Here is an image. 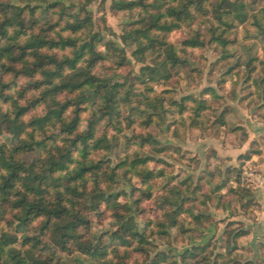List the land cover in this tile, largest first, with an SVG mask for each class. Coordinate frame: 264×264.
Returning a JSON list of instances; mask_svg holds the SVG:
<instances>
[{"label": "trees", "instance_id": "trees-1", "mask_svg": "<svg viewBox=\"0 0 264 264\" xmlns=\"http://www.w3.org/2000/svg\"><path fill=\"white\" fill-rule=\"evenodd\" d=\"M39 1L46 6L35 10L0 0V225L4 226L0 232V264H132L133 254H147L148 225L153 230L158 227V234L167 236L169 228L183 226L185 214L196 224L207 218L188 205L199 200L200 191L188 178L180 185L166 187L157 201L161 218L155 222L147 220L143 229L135 215L138 202L149 200L152 182L166 175L164 170L155 172L147 165L162 161L149 154L134 153L111 167L94 157L95 151L110 149L106 134L97 136L98 127L102 122L106 126L116 124L121 117L120 102H131V91L127 90L122 98L125 84L115 81L129 62L127 50L142 63L147 52L160 57L161 50H165L166 58L160 65L168 80L171 74L167 66L176 67L185 61L177 48L162 38L210 15L216 22L209 29L216 45L227 47L232 43L229 34L237 22L245 24L251 19L264 35V0H113L114 14L125 13L133 19L121 35L123 48L95 31L96 24L88 10L94 0H79V12L72 15L66 13L59 0ZM205 46L200 31L182 43L183 49ZM252 63L253 59L247 64L248 74L253 71ZM104 67L111 73H103ZM150 71L152 78L159 73L157 68ZM86 94L92 103L91 118L86 129L80 130ZM157 104H150L148 99L151 112L138 109L145 117V128L159 114ZM159 106L164 110L162 103ZM179 106L180 114L189 110L194 113L192 127L199 129L197 119L211 103L208 98L188 97ZM57 125L65 138L59 144L49 143L52 138L48 130ZM136 138L143 147L157 142L152 135ZM256 154L257 151L248 153L244 158L250 160ZM30 155L36 157L27 159ZM240 174L239 170L235 179L239 180ZM133 176H138L145 186L133 187V193L143 196L133 201L134 211L128 202L120 201L126 193L112 189L116 180L123 177L131 181ZM211 177L215 179V174ZM213 179L202 181V188L213 184ZM231 181L233 178L228 177L211 193L203 191L199 195L205 201L212 200L216 194H224ZM231 191L242 202L252 195L247 187ZM104 205L114 212L116 228L96 234L92 232L91 216ZM232 226L225 230L223 261L212 264H249L240 263L233 256L248 232L231 230ZM102 244L107 248H100ZM201 254L203 249L187 251L183 262L191 264L189 259ZM166 260L159 257L150 264H163Z\"/></svg>", "mask_w": 264, "mask_h": 264}, {"label": "rangeland", "instance_id": "rangeland-1", "mask_svg": "<svg viewBox=\"0 0 264 264\" xmlns=\"http://www.w3.org/2000/svg\"><path fill=\"white\" fill-rule=\"evenodd\" d=\"M11 1L27 9L38 10L46 6L39 0H31L29 4L21 0ZM59 1L65 5L68 15L79 12V0ZM112 3L113 0H94L88 10L96 24L95 31H100L105 40H111L123 48L121 35L133 19L125 13L114 14ZM250 7L253 9L254 5ZM103 19L106 21L105 25ZM213 24L216 22L211 15L206 18L199 17L194 23L185 24L180 30L162 38L167 44L174 45L181 59L185 61L176 67L167 66L171 74L168 80L164 78L167 74L160 65L166 58L165 50H161L160 57H157L158 53L147 52L142 63L138 62L128 49L129 62L118 72L119 76L115 81L125 84V90L121 91L122 98L127 90L131 91V102L129 105L120 102L121 117L116 124L106 126L105 122H102L98 127L97 136L106 134L110 149L95 151L96 160H104L107 165L114 167L126 156L141 153L162 161L150 162L147 165L148 169L155 172L164 170L166 175L152 182L149 200L141 199L138 202L139 211L135 215L143 229L148 225L147 220L155 222L158 217L161 218L162 211L157 207V201L168 185H180L181 181L191 178L195 187H200L199 200L189 202L188 205L196 212L206 215L207 220L196 224L189 214H185L182 218L183 226L169 228L167 236L158 234V227L153 230L152 226L148 225L147 254H133L130 260L132 264H150L153 259L159 257L167 258L163 264H185L183 255L187 251L195 252L197 249L204 250V254L200 256L205 259L202 260L200 256L189 259L191 264L223 261L226 252L225 230L230 224L234 225L231 230L244 229L248 232V235L240 240L239 250L233 254L234 258L240 263L264 264V220H257L259 214L256 212H262V207L254 194L259 187L250 188L252 195L246 196L245 202L240 201L231 191L246 187L240 181L245 167L264 166V83L261 82L264 77V35L255 27L253 19L245 24L237 22L229 34L232 43L222 47L212 42L209 29ZM196 31L201 32L206 46L183 49V41L194 36ZM99 49L105 50L103 46ZM252 59L250 67L253 71L248 74L246 67ZM153 68H157L159 72L155 78L150 77V70ZM102 72L110 74L111 70L104 67ZM188 97L197 100L208 98L211 103V107L197 119L196 125L199 129L192 127V111L189 110L185 114L178 112L179 105ZM147 98L150 104L158 103L159 113L149 128L144 127L145 117H142L138 110L146 108L151 112V107L147 106ZM161 103L164 110L159 106ZM83 104L80 130L86 129L87 121L91 118L92 103L88 94ZM192 106L191 103L188 104L189 108ZM48 135L52 138V141L49 140L52 144L62 143L65 138V133L58 125L50 127ZM141 135H152L157 142L143 147L136 138ZM255 151L258 154L253 155L250 160L244 158V155ZM34 157L36 155H30L27 159ZM239 170L241 174L237 180L235 176ZM213 173L215 179L211 177ZM228 177L233 178V181L223 190L224 194L218 193L209 201L200 197L199 194L203 191L206 194L211 193L217 184L223 183ZM210 179H213L214 183L207 184L203 189L202 181ZM133 187L145 188L138 176H133L131 181L121 177L116 180L112 189L126 193L120 201L128 202L134 211L133 201L143 196L138 192L133 193ZM239 194L242 195L243 192ZM244 205H247V208ZM91 220L92 232L96 234L116 228L114 212L106 205L93 214ZM3 228L4 226L0 225V232ZM100 248L107 247L102 244ZM210 251L212 255H208ZM207 258L209 260H206Z\"/></svg>", "mask_w": 264, "mask_h": 264}, {"label": "built area", "instance_id": "built-area-1", "mask_svg": "<svg viewBox=\"0 0 264 264\" xmlns=\"http://www.w3.org/2000/svg\"><path fill=\"white\" fill-rule=\"evenodd\" d=\"M241 184L248 188H258L264 184V166L261 168L245 167L240 178Z\"/></svg>", "mask_w": 264, "mask_h": 264}, {"label": "crops", "instance_id": "crops-1", "mask_svg": "<svg viewBox=\"0 0 264 264\" xmlns=\"http://www.w3.org/2000/svg\"><path fill=\"white\" fill-rule=\"evenodd\" d=\"M254 194L257 202L262 207V212H256V214H259L257 220L261 222L262 220H264V185L262 187H259Z\"/></svg>", "mask_w": 264, "mask_h": 264}]
</instances>
